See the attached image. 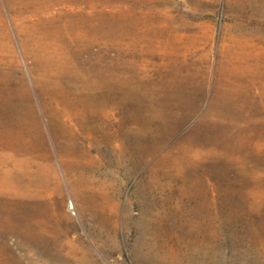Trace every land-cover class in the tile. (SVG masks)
<instances>
[{
    "label": "rangeland",
    "instance_id": "obj_1",
    "mask_svg": "<svg viewBox=\"0 0 264 264\" xmlns=\"http://www.w3.org/2000/svg\"><path fill=\"white\" fill-rule=\"evenodd\" d=\"M0 264H264V0H0Z\"/></svg>",
    "mask_w": 264,
    "mask_h": 264
},
{
    "label": "bare ground",
    "instance_id": "obj_2",
    "mask_svg": "<svg viewBox=\"0 0 264 264\" xmlns=\"http://www.w3.org/2000/svg\"><path fill=\"white\" fill-rule=\"evenodd\" d=\"M88 86L89 85H87L86 88H90ZM75 87L69 89L72 99L69 102L68 106L71 109L70 116H71V119L74 120V124L76 128L75 129L73 128L68 129V128H63V127L58 128V131L60 133L65 131V132H68L69 135L71 136L68 138L69 141L67 142L65 149H73L74 146L72 142L73 140H75L76 134H81V132L82 131L84 132V130L86 129V126H87L86 124L89 121V116L91 112L90 96L87 95L88 93H83L82 91H80V89L75 88ZM70 183H71V187L73 191L75 192V194L83 195L84 201H91L92 200L91 198L94 197L95 194L97 193L94 191V189L91 188L89 176L84 173H78L76 178H73L70 180ZM99 193H100V196L102 197L105 196L103 192H99Z\"/></svg>",
    "mask_w": 264,
    "mask_h": 264
}]
</instances>
